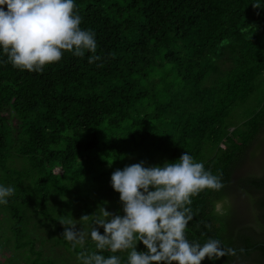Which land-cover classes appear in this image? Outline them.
Returning a JSON list of instances; mask_svg holds the SVG:
<instances>
[{
	"label": "trees",
	"instance_id": "trees-1",
	"mask_svg": "<svg viewBox=\"0 0 264 264\" xmlns=\"http://www.w3.org/2000/svg\"><path fill=\"white\" fill-rule=\"evenodd\" d=\"M74 4L81 28L95 33L101 60L90 64V52H65L42 72H29L6 62L0 48V185L15 189L0 204L7 214L0 223L10 231L0 234V247L12 240L13 249L27 250L29 264H55L36 247L49 241L82 264L79 253L97 251L90 237L95 210L106 205L123 214L112 172L155 156L152 165L178 162L187 151L224 187L191 198L186 238L201 245L218 239L236 252L201 264H264V0ZM236 196L253 223L234 214ZM216 202L223 214L214 211ZM31 218L34 227L43 225V238L32 237ZM62 218H77L83 246L64 239ZM137 250H146L142 242ZM129 252L102 254L127 264Z\"/></svg>",
	"mask_w": 264,
	"mask_h": 264
},
{
	"label": "clouds",
	"instance_id": "clouds-1",
	"mask_svg": "<svg viewBox=\"0 0 264 264\" xmlns=\"http://www.w3.org/2000/svg\"><path fill=\"white\" fill-rule=\"evenodd\" d=\"M81 22L74 0H0V48L6 62L29 72H42L45 65L60 61L65 52L81 58L90 52L88 63H95L101 60L96 54L95 33L82 29ZM112 162L108 160L109 166ZM145 164L142 160L112 172L111 186L120 194L123 214L102 207L90 231L97 251L79 253L82 264H121L118 255L106 258L102 254L106 250L130 249L127 264H201L205 258L214 261L235 255V249L222 246L218 239L209 238L201 245L185 235L194 217L191 198L205 189L220 191L224 187L221 177L206 170L202 162H195L187 151L178 162ZM14 192L13 187L0 185V204H7ZM214 211L223 214L220 202L214 204ZM58 221L71 247L83 246L85 234L76 229L77 223L65 218ZM138 242L145 251L137 250Z\"/></svg>",
	"mask_w": 264,
	"mask_h": 264
},
{
	"label": "rangeland",
	"instance_id": "rangeland-1",
	"mask_svg": "<svg viewBox=\"0 0 264 264\" xmlns=\"http://www.w3.org/2000/svg\"><path fill=\"white\" fill-rule=\"evenodd\" d=\"M240 121L241 120L238 119L236 121V124H240L241 123ZM231 129L232 128H230L229 130H231ZM158 157L159 156H155V157L149 159L146 162L145 166H151L152 163H153V161L158 160L157 159ZM131 161H134V159H131ZM163 161H164V159H162V163H163ZM139 162L140 161L137 160L136 163H139ZM202 162H204V161H202ZM240 166L241 167L247 166V163H242L241 165H239V169H242ZM52 170L55 173H60L61 172V170H60V168L58 166H54ZM240 173L242 174V170H239V171L236 172V174H238V175H241ZM70 195H68L67 197H69ZM230 199L234 203L233 204V208L235 209V213L234 214H238L239 217L242 216L241 219L244 218L243 219V224L248 223V221L251 222V223H253L252 221H250V220L247 219L246 215H244L243 213H241L243 211L244 207L241 204V201H239L238 197L237 196L235 198L234 197H231ZM52 203H53V205H55V208H58L59 201L57 199L52 200ZM221 206H222V204H221ZM102 207H105L109 211V209H108V207L106 205H103ZM102 207L95 210V212H94V218L96 216H98V215L101 214ZM240 214H243V215L240 216ZM4 218H7L6 211L0 210V220L3 221ZM69 219H72V220H74L77 223L76 224V228H77L78 227V220H77V218H69ZM236 221H238V220H236ZM35 222H36V220L34 218H31L30 220H28L27 227L29 228L32 237L41 239V238H43V235H41V233H39V231L42 228H44V227H43V225H36L34 227ZM83 233L86 236L85 230H83ZM0 234L10 235V231L8 230V228L6 227V224L4 222H1L0 223ZM36 247H37V249H41L42 250V258H49L55 264H76L75 260L71 258V255L69 254V252L67 250H65L62 247L56 246L55 244H52L49 241H47V244L46 245H42L39 242V240H38V243H36ZM13 254H14V256H13ZM24 257H26V259H27V257H29L28 252H27V250L25 248L20 249V250L13 249L12 240H10L9 242H5L4 241L2 243V245L0 247V260L1 261L6 260V258H10V259H14L15 258L14 261H9V263L10 264L11 263H14V264H29V262H27ZM238 263L239 262L237 260H234L230 264H238Z\"/></svg>",
	"mask_w": 264,
	"mask_h": 264
},
{
	"label": "flooded vegetation",
	"instance_id": "flooded-vegetation-1",
	"mask_svg": "<svg viewBox=\"0 0 264 264\" xmlns=\"http://www.w3.org/2000/svg\"><path fill=\"white\" fill-rule=\"evenodd\" d=\"M230 202H232V201H230Z\"/></svg>",
	"mask_w": 264,
	"mask_h": 264
}]
</instances>
